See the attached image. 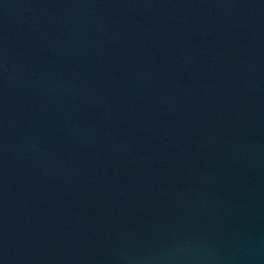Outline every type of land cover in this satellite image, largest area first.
Segmentation results:
<instances>
[{"label": "water", "instance_id": "1", "mask_svg": "<svg viewBox=\"0 0 264 264\" xmlns=\"http://www.w3.org/2000/svg\"><path fill=\"white\" fill-rule=\"evenodd\" d=\"M0 264H264V0H0Z\"/></svg>", "mask_w": 264, "mask_h": 264}]
</instances>
